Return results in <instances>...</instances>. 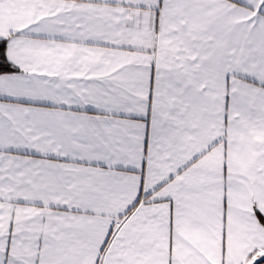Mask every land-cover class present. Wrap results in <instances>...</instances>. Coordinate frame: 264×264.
<instances>
[{
	"label": "snow or ice",
	"instance_id": "obj_1",
	"mask_svg": "<svg viewBox=\"0 0 264 264\" xmlns=\"http://www.w3.org/2000/svg\"><path fill=\"white\" fill-rule=\"evenodd\" d=\"M0 264H264V0H0Z\"/></svg>",
	"mask_w": 264,
	"mask_h": 264
}]
</instances>
